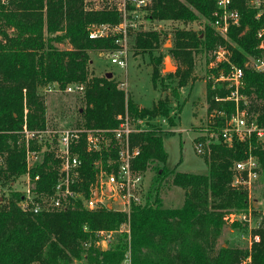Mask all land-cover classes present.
I'll list each match as a JSON object with an SVG mask.
<instances>
[{
  "label": "trees",
  "instance_id": "obj_1",
  "mask_svg": "<svg viewBox=\"0 0 264 264\" xmlns=\"http://www.w3.org/2000/svg\"><path fill=\"white\" fill-rule=\"evenodd\" d=\"M107 1L102 0L103 6L96 9L88 8L86 0H0V155L4 159L0 182L11 188L0 202V264H121L128 251L131 264H264V224L251 230L259 240L250 246L219 241L229 213L251 206L247 191L232 184L235 163L253 153L264 171V142L256 134L245 140L234 136L231 144L221 135L235 110L234 101L217 99L231 93L226 81L217 80L230 71L228 62L207 68L210 108L228 112L217 111L208 127H202L220 137L206 150L208 173L169 171L163 136L156 128L133 136L141 147L134 159L135 170L143 173L154 169L157 181L164 178L182 187L185 193L181 206L165 207L159 199L152 203V193L148 192L146 202L133 204L130 213L105 205L90 210L80 198L65 208H43L38 213L19 205L21 193L10 183L27 170L20 131L25 126H48L44 99L48 84L56 83L62 90L70 83L85 85L79 94L83 96V106L78 109L79 127H115L119 123L117 115L126 110L134 116L166 115L174 124L167 98L159 99L151 108L140 107L114 76L107 77L108 72L96 75L91 70L90 51L116 47L114 36L89 37L93 25L121 21L120 12ZM234 6L241 13V23L232 25L225 38L212 26L215 0H152L148 7L151 20L206 19L202 31L180 27L173 30V45L168 50L180 61L175 71L167 73L177 78V85L171 87L173 95L178 97L180 87L196 80L195 56L199 53H204L210 63L214 51L225 46L231 61L243 67L249 55L260 53L257 31L262 23L255 17L256 9L250 0H234ZM136 32L134 49L149 55L156 86L164 82L160 78L164 55L154 52L167 34L155 29ZM244 70L241 93L248 102L242 100L240 106L247 109L250 120L256 118L264 126V72L247 66ZM77 150L84 163L83 180L77 188L89 197L96 178L94 162L100 157L106 159L108 153L88 152L83 144ZM111 155L115 157L116 153ZM56 163L53 153L47 151L45 160L32 168L33 175H41L35 188L40 196L53 190L59 176ZM124 224L129 225V232L120 231ZM230 224L234 229L246 228L237 220ZM99 230H117L109 246H104L96 235Z\"/></svg>",
  "mask_w": 264,
  "mask_h": 264
},
{
  "label": "built area",
  "instance_id": "obj_2",
  "mask_svg": "<svg viewBox=\"0 0 264 264\" xmlns=\"http://www.w3.org/2000/svg\"><path fill=\"white\" fill-rule=\"evenodd\" d=\"M115 1V0H114ZM108 0L109 5L115 7L121 14V21L117 24L102 23L93 25L90 28L89 37L99 38L114 36L116 47L105 50L109 53L112 63L127 68L129 64V50L124 45V35L132 30L145 28L147 22L151 21L148 7L152 0ZM217 8L214 11V19L211 21L216 31L224 36H228L232 25L239 26L241 23V13L234 6V0H215ZM250 4L256 9L255 17L261 21L262 25L257 31L259 40L258 48L260 53L249 55L245 66H240L230 59V52L225 46H219L214 51V58L211 66H218L220 63L228 62L230 71L217 77L219 81H226L231 87V93L226 98L235 102V110L228 118L227 124L222 129L221 135L224 140H230L234 136L245 140L256 134L257 138L264 141V126L259 125L256 119L249 118L246 108L240 106L243 100L245 104L248 98L241 93L244 86L245 67H251L256 71L264 72V0H250ZM103 5L97 3L87 6L88 8H100ZM120 87L128 90L127 81H121ZM46 91H66L73 93L83 92V83H70L62 90L56 83L48 84ZM223 114V111H218ZM119 123L110 128H90L79 127L77 125L67 127H49L44 129H29L24 127L20 133L19 143H22L26 152L27 170L10 185L21 193L19 205L24 210L34 213L40 212L43 208L61 209L74 204L75 199H82L86 208L94 210L100 206H107L119 211L130 213L133 204L146 202L144 191V175L133 167L134 159L141 153V147L133 140V136L143 131L158 129L164 130V124H169L167 118L134 116L128 110L117 115ZM210 142L220 138L219 134L213 132ZM84 145L88 152L108 153L106 159L101 157L95 160V182L91 186L90 196H84V192L77 186L83 180V158L77 150L80 145ZM204 142H197V150L202 152ZM47 151L53 153L57 159L54 167L58 171V179L53 185V190L47 196H40L35 191L41 175L32 174V168L37 163L45 160ZM115 152L113 157L111 152ZM53 165V162H50ZM4 164V159L0 155V167ZM261 173L260 160L253 154H249L242 160L235 163V175L232 181L234 187L251 188ZM11 188L3 186L0 182V202L9 195ZM249 206V214L243 213L237 220L251 221L252 208ZM255 208V207H254ZM233 214H231L232 216ZM230 217L231 221L235 220ZM251 230L260 224H250ZM129 232V225H122L120 231ZM117 230H99L96 235L104 246H109L115 238ZM252 236V235H251ZM259 236H252L250 243L258 241ZM38 264V263H32ZM121 264H131L130 252Z\"/></svg>",
  "mask_w": 264,
  "mask_h": 264
},
{
  "label": "rangeland",
  "instance_id": "obj_3",
  "mask_svg": "<svg viewBox=\"0 0 264 264\" xmlns=\"http://www.w3.org/2000/svg\"><path fill=\"white\" fill-rule=\"evenodd\" d=\"M88 7L102 0H86ZM114 1V0H113ZM116 1V0H115ZM114 1V2H115ZM106 3V2H104ZM108 3V1H107ZM206 19L200 16L195 21H179V20H151L147 22L143 30H163L167 34L163 38V43L154 52L156 55L162 54L163 62L161 65V76L164 82L159 81L155 86L152 81V64L147 53H138L134 49L135 35L137 30H132L124 35V45L129 50V64L124 68L118 64L112 63L109 53L105 50L90 51L92 63L91 70L96 75H103L105 72H112L113 76L118 80L127 81L128 92L135 102L140 107L151 108L161 98H167L170 106V116L174 124L170 123L169 117L159 115L156 118H167L169 124H164V130L161 132L165 150L168 153V158L165 163L166 168L171 171H183L191 173H208L209 166L205 161V153L209 147L210 138L213 132L207 129L211 118L217 114L218 109H211L207 100V68L212 67L211 61L207 63L206 55L199 53L195 56L196 67L194 75L196 80L193 83L179 88V96L172 93L171 87L177 85V78L168 77V72H173L177 69L180 61L171 56L169 48L173 45V30L180 27L184 29H194L202 31L204 29ZM62 47H70L69 44H61ZM169 57L172 66L165 68V59ZM213 60V59H212ZM165 84V85H164ZM227 86V85H226ZM81 93H73L66 91H51L44 89V99L47 106V118L49 127H67L77 125L80 115L79 108L83 106ZM227 101V100H226ZM223 113L228 114L225 109ZM256 119V118H255ZM257 120V119H256ZM203 127V128H202ZM198 139L204 142L202 152L197 150ZM233 139L225 140L229 144ZM261 141V140H260ZM264 142V141H262ZM254 148V147H253ZM253 154V153H252ZM144 175V191L151 194V202L156 199L165 207H179L184 201V189L180 186L165 182L162 178L161 182L155 179L156 171L148 168L143 172ZM167 179V177L165 178ZM172 179V178H171ZM159 191L156 192V187L159 186ZM247 191L250 205L252 209V220L244 221L237 220L236 217H241L243 213L249 212V204L241 210H233L228 215V223H226L220 243H228L230 245L247 247L251 245L250 239L252 235L249 223L264 224V171L261 170L259 178L253 182L251 188L243 187ZM231 214H233L231 216ZM231 218L239 221L246 228H231ZM234 220V221H235ZM254 229V228H253ZM72 264H83V261H75Z\"/></svg>",
  "mask_w": 264,
  "mask_h": 264
},
{
  "label": "water",
  "instance_id": "obj_4",
  "mask_svg": "<svg viewBox=\"0 0 264 264\" xmlns=\"http://www.w3.org/2000/svg\"><path fill=\"white\" fill-rule=\"evenodd\" d=\"M172 66L171 62L169 61V57H166L165 59V68H168ZM113 76V73L112 72H108L107 73V77H112Z\"/></svg>",
  "mask_w": 264,
  "mask_h": 264
},
{
  "label": "crops",
  "instance_id": "obj_5",
  "mask_svg": "<svg viewBox=\"0 0 264 264\" xmlns=\"http://www.w3.org/2000/svg\"><path fill=\"white\" fill-rule=\"evenodd\" d=\"M183 204V203H182Z\"/></svg>",
  "mask_w": 264,
  "mask_h": 264
}]
</instances>
